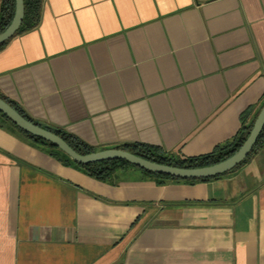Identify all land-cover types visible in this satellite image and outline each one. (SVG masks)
<instances>
[{
    "label": "crops",
    "instance_id": "crops-1",
    "mask_svg": "<svg viewBox=\"0 0 264 264\" xmlns=\"http://www.w3.org/2000/svg\"><path fill=\"white\" fill-rule=\"evenodd\" d=\"M40 1L0 50V95L96 151L210 154L264 105V0ZM119 171L0 126V264H264V144L209 182Z\"/></svg>",
    "mask_w": 264,
    "mask_h": 264
},
{
    "label": "trees",
    "instance_id": "trees-1",
    "mask_svg": "<svg viewBox=\"0 0 264 264\" xmlns=\"http://www.w3.org/2000/svg\"><path fill=\"white\" fill-rule=\"evenodd\" d=\"M25 2V16L23 23L18 31V34L24 32L25 30H28L33 27V23L30 21L28 22L29 16L34 12L37 13L39 11L40 7V0H24ZM15 14V0H2L0 4V34H2L11 24ZM15 35V36H16ZM10 41V40H9ZM0 45V50L9 42ZM0 97L4 99L6 102H8L16 111H18L24 118L29 120L30 122L37 124V122H34L22 109L17 107L14 103L11 101H7L5 98H3L1 95ZM264 106V105H263ZM263 108V107H262ZM261 108V109H262ZM260 109V111H261ZM260 111L257 112V114L254 116V118L249 123H244L243 128L240 131L239 135L234 139V141L228 145H225L223 147H218L215 151H213L210 154L201 155L197 157H176V156H169L166 154H163L159 149L154 147H149L146 145L141 144H126L123 146L118 147L117 149H121L127 152H130L134 155H137L141 158H144L146 160L168 165V166H175L179 168H202L207 166H213L215 164H218L232 155H234L244 144V142L247 140V138L250 135V132L254 126L255 120L258 117ZM0 122L2 124L1 127L5 124L9 125V127H12L18 133H20L25 139L28 141L34 143L37 146H45L49 150H51L52 154L59 157L63 162L68 163L70 165L75 166L76 168L80 169L83 173H85L87 176L101 182H109L113 179V177L116 175V173L119 170L127 169V168H134L142 173H144L146 176L153 178L157 185L163 186L166 185L169 181H184V182H209L211 180H218L222 178L224 175L221 176H215L211 178L206 179H177L172 176L167 175H161L156 173H151L149 171H145L143 169H140L136 166H133L123 160H110V161H101V162H95L87 165H81L78 164L71 159H66L61 154L63 153L61 150H59L57 147L52 145L51 143L38 138L36 136H33L29 133H26L25 131L19 129L12 121H10L4 114L0 112ZM58 136H60L62 139H64L70 147H72L77 153L81 155H87L91 154L93 152H97L93 147L86 144L85 142L79 140L78 138L74 136L67 135L65 132L60 131L59 129L55 132ZM264 144V129L254 146L253 151L251 154L247 157V159L241 164H245L249 161V159L252 157V155L258 150L259 147H261ZM240 165V166H241ZM238 166L237 168H239ZM235 168V169H237Z\"/></svg>",
    "mask_w": 264,
    "mask_h": 264
},
{
    "label": "water",
    "instance_id": "water-1",
    "mask_svg": "<svg viewBox=\"0 0 264 264\" xmlns=\"http://www.w3.org/2000/svg\"><path fill=\"white\" fill-rule=\"evenodd\" d=\"M24 16V0H15L14 18L10 26L2 34H0V45L11 40L18 33L23 23ZM0 112L4 114L10 121H12L19 129L51 143L59 150L67 154L74 162L78 164L87 165L101 161L123 160L145 171L172 176L177 179L183 180L206 179L230 173L235 168L240 166L251 154L264 129L263 106L258 117L255 120L249 137L234 155L213 166L189 169L155 163L117 148L101 150L87 155H81L77 153L72 147H70L64 139H62L55 133L58 130L57 128L43 122H38L37 124L30 122L1 97Z\"/></svg>",
    "mask_w": 264,
    "mask_h": 264
},
{
    "label": "rangeland",
    "instance_id": "rangeland-1",
    "mask_svg": "<svg viewBox=\"0 0 264 264\" xmlns=\"http://www.w3.org/2000/svg\"><path fill=\"white\" fill-rule=\"evenodd\" d=\"M63 157H65L66 159H71L67 154H65L64 152L61 154ZM72 160V159H71ZM73 161V160H72ZM116 177V180H119V178H125L126 175L122 172V171H118L116 173V175L113 177L115 178Z\"/></svg>",
    "mask_w": 264,
    "mask_h": 264
}]
</instances>
